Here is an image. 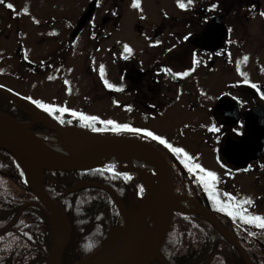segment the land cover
<instances>
[{"label": "flooded vegetation", "instance_id": "flooded-vegetation-1", "mask_svg": "<svg viewBox=\"0 0 264 264\" xmlns=\"http://www.w3.org/2000/svg\"><path fill=\"white\" fill-rule=\"evenodd\" d=\"M249 2H252L249 8L258 10L257 0H249ZM92 3L95 4L92 14L74 36L72 32L76 28L71 29L72 40L65 36L63 48H70L74 38L78 37L82 31L88 30L86 26H90L89 30H91L94 25L102 31L103 25L111 20L109 16L112 14H107L100 18V22H93L97 6L95 1L91 0L88 7ZM185 5V8L175 13L161 12L164 13V17L157 23L150 21L146 28L143 25H146L147 21L138 15L132 31H129L130 34H127L128 30L123 32L124 16L119 11V50H113L110 53L112 62L119 63V78L114 76L119 80V111L121 112L119 122L121 126L128 125L130 129L140 130V132L123 130L122 132H132L134 135L121 133L119 136L137 139L154 146L167 160L173 171L174 194L192 201L194 207L205 208L218 221L217 215L220 216L226 212V210L221 211V207L216 203L220 194L215 195L214 191L210 190L209 185L206 184L207 179L199 180V177L205 173L195 169L190 172L188 168L194 164V160L198 159L195 154L202 147L200 145H205L209 148L211 159L204 157L203 160H211L216 164L221 160L224 161L226 164L224 174L232 179L246 175L245 173L254 166V170L259 175L255 176L256 183L251 186L256 185L264 190L262 187L264 185V116L257 125L249 118L252 111H264V81L255 80L252 83L239 84L232 92H224L212 101H205L204 96L209 98L216 95L214 89L218 87L219 82L215 71L225 69L227 66L233 69L232 48L242 46L244 41L240 35L238 38L234 36V33L238 31L234 28L236 25L234 22L240 15L238 13L233 15L231 10L221 12L217 2H212L205 9L200 6ZM116 17H118L117 14ZM242 18L245 21L249 20L247 14H242ZM238 25L241 29V25L239 23ZM221 36L222 39H220ZM89 37L87 36L88 40ZM129 42L135 46H131ZM126 47L131 51H125ZM157 49L163 50L159 55H153L154 50ZM79 51L80 54L85 55V62L88 61V68H86L88 76L91 78L90 74H92L96 79L99 86L98 94L111 96L112 88L109 90L105 81L107 74L103 71L102 77L100 71L101 66L103 70L111 68V66L105 67V64L108 66L107 55L100 59L97 55L101 52L100 46L93 51L88 45L84 49L80 47ZM115 53L118 57L114 55ZM91 58L93 60H90ZM157 58H161V61L157 62ZM19 61L28 74H40L50 66L47 64L38 66L26 57ZM184 73L188 75H183ZM206 78L210 79V86L204 85ZM253 84L256 85L255 88L252 87ZM253 126L256 128L252 129ZM213 128L218 130H211ZM148 131L163 138L173 148L179 141L174 134H179V137H182L179 143L180 149H183L191 159L186 160L183 153L176 156V153L168 147L143 134ZM252 134L254 137L251 136ZM246 137L250 138L246 145L249 148L258 147L263 142L260 155L244 167L227 164L219 155L221 149L226 142L235 145L245 141ZM233 160L240 161L238 158ZM227 165L230 171H227ZM208 181L212 187L221 183L217 180ZM235 181L236 179L233 182ZM231 182L229 181L228 184L231 186V191L236 190L237 186ZM258 199L264 200V195ZM226 204L229 211L233 213L237 211L235 208L238 206L228 201Z\"/></svg>", "mask_w": 264, "mask_h": 264}, {"label": "rangeland", "instance_id": "rangeland-1", "mask_svg": "<svg viewBox=\"0 0 264 264\" xmlns=\"http://www.w3.org/2000/svg\"><path fill=\"white\" fill-rule=\"evenodd\" d=\"M213 1L218 2L217 6L221 12L231 10L233 15L235 13L240 15L234 22L236 24L234 28L238 29L234 36L238 38L240 35L244 41L242 46L232 48L234 51L233 69L231 70V67L227 66L225 69L215 71L219 82L218 87L214 86L216 95L209 98L204 96V100L212 101L224 92H232L239 84L252 83L255 80L264 81V0H259L258 10L249 8L252 3L249 0H192L191 4L188 3V0H139L138 8L133 7L135 0H95L97 9L93 22H100V18L107 14H112L109 16L111 20L103 25L102 31L94 25L91 30H89L90 26H86L88 30L82 31L79 37H76V43L68 51H65V47L63 48L65 36L70 38L71 29L76 28L77 22L82 18L91 0H5L4 4H0V87L31 102L38 101L50 105L61 120H69V124L76 125L81 129L102 135H119V132L134 135L132 132H122L125 129L119 122L121 114L119 111V80L114 78V76L119 78V63L112 62L110 54L113 50H119V11L124 16L123 32L128 30V34L129 31H132L138 15L147 21L146 25H143L146 28L150 21L157 23L164 17V13L161 12L175 13L181 10L180 3L200 6L205 9ZM8 3L13 5V9L7 8ZM242 14H247L249 20H243ZM238 23L241 25V29ZM88 35L90 36L89 40ZM129 44L135 46L132 42ZM88 45L93 51L97 46L101 47V52L97 54L100 59L107 55L108 66L105 64V67L111 66V68L103 71L107 74L105 81L112 86L111 96L98 94L99 86L96 79L92 74H90L91 78L87 74L88 61L85 62V55L80 54L78 48L83 47L84 49ZM162 50H154L153 55H159ZM114 55L118 57L117 53ZM24 57L38 66H41L40 64L50 66L40 74H28L19 61ZM245 57H247V61L244 60ZM160 61L161 58H157V62ZM49 67H52L51 71ZM210 83V79H204L205 86H210ZM61 108H66L68 111H58ZM82 117H95L96 119H82ZM107 121L113 123L108 124ZM117 125L121 126L120 129L113 130ZM94 128L103 129V131H94ZM174 135H177L179 140L174 148H181L179 143L182 137H179V134ZM55 137L57 138V136ZM200 146L202 147L199 148V152L195 154L198 159L194 160L191 167L199 164L206 171L216 174L217 182H221L223 190L217 182V185L212 187L210 181H205L215 195L220 194L216 199L217 205L227 213L229 207L226 201L238 206L235 208L237 211L232 212V215L237 217H239L237 213H241L242 209H247V212L243 213L245 216L264 217V200L258 199L264 195V190L256 185L251 186L256 183L255 176L259 175L254 170V166L248 173H245L246 175L236 176L232 179L224 174L226 172L224 171V169L226 170L225 163L218 162L216 164L211 160H203L204 157L211 159V153L207 146ZM176 156L180 155L176 154ZM227 171H230L228 165ZM260 174L262 175V173ZM127 177L130 178L128 175ZM136 179L141 180L138 176ZM235 179L236 181L233 182ZM229 181L237 186L236 190L231 191V186L228 185ZM1 183L8 187L6 182L1 181ZM143 185L146 183L140 184L143 189L140 192L141 201H143L142 193L145 192ZM262 187L264 188V185ZM247 200H250L251 203H240ZM245 225L250 233L257 234L254 230L255 224L245 223ZM121 230L119 225L114 229L117 233ZM258 233L264 237V229Z\"/></svg>", "mask_w": 264, "mask_h": 264}, {"label": "trees", "instance_id": "trees-1", "mask_svg": "<svg viewBox=\"0 0 264 264\" xmlns=\"http://www.w3.org/2000/svg\"><path fill=\"white\" fill-rule=\"evenodd\" d=\"M0 111L17 121L28 120L18 104L1 94ZM34 131L51 132L43 125ZM77 183L107 186L126 202L129 194H134L138 188L136 181L100 170L48 173L43 179L44 190L48 193H63ZM27 202L37 201L28 189L20 164L0 149V264L46 262L51 244L47 218L30 206L14 221L19 208ZM57 203L71 226L69 242L60 264H76L103 245L118 219V208L107 192L90 186L66 193ZM217 218L227 231L233 233L252 264H264V237L258 233L261 228L254 227L257 234H252L239 217L229 216L227 212L217 215ZM160 254L167 264H244L240 254L203 217L181 213L173 214Z\"/></svg>", "mask_w": 264, "mask_h": 264}, {"label": "water", "instance_id": "water-1", "mask_svg": "<svg viewBox=\"0 0 264 264\" xmlns=\"http://www.w3.org/2000/svg\"><path fill=\"white\" fill-rule=\"evenodd\" d=\"M92 11L93 6L88 10L87 16H89ZM84 21L79 25L77 30L81 28ZM76 33L77 31L74 32V35ZM222 36L220 39H222ZM0 92L9 97L12 101L21 103L31 109L34 114L30 113V115L39 117L38 120L33 122L31 120L23 123L0 112V149L15 157L22 166L24 173L27 168L36 172V181L28 179L27 176L26 179L29 190L43 207L44 215L48 218L51 227L52 242L45 264L59 263L61 256L68 245L71 227L64 213L62 211L61 214L58 213L47 198V193L43 189L44 173L69 174L99 169L100 163L106 161L112 155L132 152L146 156L152 163L151 168L134 167L136 174L146 182L150 189L148 208L154 211V222L152 225L148 252L143 258L136 259L134 253H131L128 256H123V252L125 251L124 248H120L117 244L115 245L119 240H126L129 238L134 220L144 211V202L136 209V211L131 213L125 210L122 202L112 190L103 185H92V187L104 190L110 194V196L120 205V209L127 214L128 220L119 233L114 231L115 228L110 230L104 244L97 251L88 257L79 260L76 264H152L153 262L167 264L160 255V249L174 211L183 214H199L203 216L218 231L219 235L240 254L244 264H251L244 249L225 229L221 227L209 212L200 206L197 207L198 210L193 212H183L177 208L176 204L178 203L179 197L173 193V175L171 168L166 159L152 145L135 139L99 135L77 127H58L44 117L31 102L1 88ZM263 114L264 111L262 110L252 111L250 115L251 121H253L252 123L257 125ZM39 123H48L58 134L57 143L70 147L71 150L67 151V159L59 160L55 158H47L44 155V150L40 147L38 142L34 140L35 138L32 139L31 137V129ZM251 136L254 137L253 134ZM248 140H250V138H247L241 143H237L235 146L227 142L221 150V155L229 164L245 166L260 154L263 145L262 142L258 147L251 146L249 148L246 147ZM237 155L240 156L241 160L234 162L233 159H237ZM81 187L84 186L76 185L67 189L66 192H72ZM32 205L38 206L33 203L25 204L20 208L17 216H19L26 207ZM53 224L56 226H64L65 228L64 236L58 245L54 243Z\"/></svg>", "mask_w": 264, "mask_h": 264}, {"label": "bare ground", "instance_id": "bare-ground-1", "mask_svg": "<svg viewBox=\"0 0 264 264\" xmlns=\"http://www.w3.org/2000/svg\"><path fill=\"white\" fill-rule=\"evenodd\" d=\"M35 120V119H34ZM33 122V121H32ZM31 124V123H30ZM32 139L36 140L40 147L44 150V155L47 158H55L59 160H64L68 158L67 151L71 150L70 147L60 145L56 141L54 135L50 136H37L31 133ZM151 167L152 163L148 158L140 153H125V154H115L109 157L106 161L100 163L99 167L106 168L110 171H115L119 173L126 174L128 176H135L134 167ZM25 174L28 179L36 181V172L30 168L25 169ZM47 198L53 205V207L61 214L60 208L54 202V196L47 195ZM150 195L146 196L144 199L143 209L144 211L140 214L133 222V227L129 238L126 240H119L115 243L120 248H124L123 256H128L131 253L136 255V259L143 258L147 252L151 240L152 225L154 222V211L149 206ZM180 210H191L192 204L185 202L184 200L179 201L176 204ZM128 220L127 214L122 210L121 217L119 220V226L122 228L125 226ZM65 233L64 226H56L53 224V236L54 243L56 245L60 244ZM132 262V261H131Z\"/></svg>", "mask_w": 264, "mask_h": 264}, {"label": "snow or ice", "instance_id": "snow-or-ice-1", "mask_svg": "<svg viewBox=\"0 0 264 264\" xmlns=\"http://www.w3.org/2000/svg\"><path fill=\"white\" fill-rule=\"evenodd\" d=\"M5 3V0H0V4H4ZM188 3L191 4L192 3V0H188ZM7 8L9 9H13V5L11 3H8L7 5ZM179 6L181 8H185L186 5L184 3H180ZM133 7H136L138 8L139 7V0H135L134 4H133ZM25 12H27V9H25ZM125 51L127 52H130L131 50L128 49L127 47L125 48ZM127 58V57H126ZM245 61H247V57L244 58ZM101 76L103 77V66H101ZM183 75H188V73H184ZM51 79V77H50ZM247 82V81H245ZM106 85L111 88L112 86L110 84H107L106 82ZM252 87H256V85H252ZM39 108L43 109L44 111L46 112H53L54 109L50 106V105H47V104H43V103H40L38 101H33ZM58 111L60 112H66L68 111L66 108H61V109H58ZM73 115H75L76 113H72ZM82 119H96L95 117H92V118H88V117H82ZM108 124H112L113 122L112 121H107ZM121 126H116L113 130H119ZM123 129L125 130H129V131H133V132H140L139 129H130L128 125H124L122 126ZM94 131H103V129H93ZM213 131H217L218 129H211ZM144 135L148 136V137H151L153 140L155 141H158L160 144L162 145H165L166 147H168L173 153H176V154H180V153H183V155L185 156V159L186 160H190L191 157L188 156V154L186 152H184L183 149H180V148H173L170 144H167V142L161 138L160 136L158 135H154L152 132L148 131V132H145ZM187 167V164L185 165ZM193 169L199 171L200 173H205V175L203 176H200V180L201 181H205L206 179L207 180H211L213 182H215L217 180V177H216V174L211 172V171H206L205 169H203L199 164H195L193 167H189L188 170L190 172L193 171ZM140 191L142 192L143 189L141 188ZM241 204L243 203H248L250 204L251 201L250 200H247V201H241L240 202ZM221 211H223L224 209L221 208L220 209ZM247 212V209H242L241 213H237V215H239L240 219L242 220L243 223H246V224H255V226L261 228V229H264V217H260V216H251V215H248V216H245L243 215V213H246ZM229 216H231L233 213L231 211H229L227 213Z\"/></svg>", "mask_w": 264, "mask_h": 264}]
</instances>
